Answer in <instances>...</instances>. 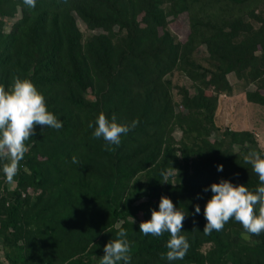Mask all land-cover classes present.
I'll return each mask as SVG.
<instances>
[{
	"label": "trees",
	"instance_id": "obj_1",
	"mask_svg": "<svg viewBox=\"0 0 264 264\" xmlns=\"http://www.w3.org/2000/svg\"><path fill=\"white\" fill-rule=\"evenodd\" d=\"M79 20L95 31L87 39ZM212 23L190 0H36L34 8L0 0V87L30 79L62 121L59 130L34 126L15 189L0 192L10 264H99L117 223L130 243L129 264H169L161 259L169 234L139 230L162 195L186 213L181 234L190 247L171 264H264V232L245 239L232 218L202 232L212 195L205 187L224 178L254 188L246 158L264 156L251 131L213 134L217 95L232 93L231 74L247 75L254 85L247 99L264 105V19ZM202 45L208 54H199ZM177 70L194 86L178 110ZM101 112L138 121L111 150L91 135ZM39 188L31 201L28 189Z\"/></svg>",
	"mask_w": 264,
	"mask_h": 264
},
{
	"label": "clouds",
	"instance_id": "obj_2",
	"mask_svg": "<svg viewBox=\"0 0 264 264\" xmlns=\"http://www.w3.org/2000/svg\"><path fill=\"white\" fill-rule=\"evenodd\" d=\"M28 8H34L36 0H23ZM137 120L131 123L118 122L113 114L110 118L101 112L95 119L93 138L103 139L107 150L111 145H119L121 135H126L137 125ZM35 125L46 126L59 130L62 121L48 110L45 96L28 78L14 77L7 89L0 87V173L9 182L18 170V163L27 151L26 141L35 132ZM93 128V124H89ZM75 162V157H73ZM258 177V184L249 189L245 184H234L228 179L221 178L206 186L204 191L212 195L205 202L203 215L206 223L203 228L205 235L213 230L219 231L232 218L243 228L245 239L247 234L259 235L264 232V156L251 154L246 158ZM223 165H217V171H222ZM195 214L201 212L199 204L195 205ZM186 213L175 207L170 197L162 195L158 209H151L150 219L139 224L142 235L159 237L169 234L165 247L166 253H161V259L171 264L175 260H183L190 245L181 233L182 221ZM114 236L104 245L103 255L99 264H129L130 243L126 230L120 223Z\"/></svg>",
	"mask_w": 264,
	"mask_h": 264
},
{
	"label": "rangeland",
	"instance_id": "obj_3",
	"mask_svg": "<svg viewBox=\"0 0 264 264\" xmlns=\"http://www.w3.org/2000/svg\"><path fill=\"white\" fill-rule=\"evenodd\" d=\"M197 10H200L205 21H209L211 26H221L225 19L232 16H242V18L252 24L257 25L261 19H264V0H190ZM258 16V17H256ZM79 27L81 28L84 38L87 39L93 30H90L87 25L79 20ZM9 25V24H8ZM179 37V34L175 32ZM200 55L208 54L204 45L198 48ZM198 56V54H197ZM204 65L208 63L201 60ZM172 95L176 103V109H180L183 92L185 89L193 91L194 86L192 80L179 70L175 71L172 76ZM230 80L233 82L234 88L232 93H219L217 95V106L214 118V132L218 137L226 128L233 130H248L255 135L258 148L264 152V105L250 102L247 99V89L253 88L250 84V78L245 75L241 80L236 79L235 74L230 75ZM216 94V93H215ZM179 131L176 135L179 136ZM175 171H170L169 174ZM141 176V175H140ZM2 182L0 183V192L2 188L9 190L15 189L17 180L12 179L11 182L2 175ZM139 178V176H138ZM40 188L37 190L28 189L31 195V201H34ZM4 237L0 236V264H10L5 254ZM209 245L204 246L206 250Z\"/></svg>",
	"mask_w": 264,
	"mask_h": 264
}]
</instances>
